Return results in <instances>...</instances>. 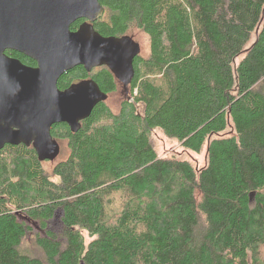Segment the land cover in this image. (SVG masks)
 <instances>
[{"label":"trees","instance_id":"obj_1","mask_svg":"<svg viewBox=\"0 0 264 264\" xmlns=\"http://www.w3.org/2000/svg\"><path fill=\"white\" fill-rule=\"evenodd\" d=\"M99 1L95 29L141 44L134 76L74 67L61 89L92 78L108 98L52 126L58 157L0 149V264H264V0ZM33 221L43 255L24 249Z\"/></svg>","mask_w":264,"mask_h":264},{"label":"water","instance_id":"obj_2","mask_svg":"<svg viewBox=\"0 0 264 264\" xmlns=\"http://www.w3.org/2000/svg\"><path fill=\"white\" fill-rule=\"evenodd\" d=\"M103 13L99 0H0V149L33 145L42 161L58 157L61 146L52 126L67 122L76 132L108 98L92 78L61 89L60 77L74 67L91 71L105 65L124 86L132 81L141 44L128 34L105 36L96 30L93 22ZM8 49L37 65L9 56Z\"/></svg>","mask_w":264,"mask_h":264},{"label":"rangeland","instance_id":"obj_3","mask_svg":"<svg viewBox=\"0 0 264 264\" xmlns=\"http://www.w3.org/2000/svg\"><path fill=\"white\" fill-rule=\"evenodd\" d=\"M143 43L145 42L144 38H141ZM123 97V94L121 90H119L116 94L109 97L108 103L114 108L118 109L120 105V101ZM152 139L154 142V145L157 149V151L161 155L165 154H180L185 157H190L193 159L194 162H197L198 164H204L205 161V155L204 154H191L190 152L182 151V148L179 146V143L176 140H173L171 138H168L166 135H164L162 132H154L152 134ZM62 149V148H61ZM49 164V163H48ZM50 165V164H49ZM48 165V166H49ZM61 217H62V211H58L53 218L52 222H49V226L55 228L56 230H60L61 228ZM34 224L35 223L33 221ZM31 223L34 230L32 233L29 234L27 240L24 243V249L26 251H29L33 254L43 255L42 251L38 249V247L35 245V237L37 234H43L44 232L40 229V224L37 226ZM51 227V228H52ZM86 241L89 242L91 238L89 237L88 233L85 232Z\"/></svg>","mask_w":264,"mask_h":264},{"label":"flooded vegetation","instance_id":"obj_4","mask_svg":"<svg viewBox=\"0 0 264 264\" xmlns=\"http://www.w3.org/2000/svg\"><path fill=\"white\" fill-rule=\"evenodd\" d=\"M6 52H7V54H8L9 56L14 57V58H18L19 60H21L23 63H25V64H27V65H30V66H36V65H37L36 60H34L33 58H32V59H33L35 62H26V61H24V59H23L21 56H19V53H20V54H23V55H25V56H27V57H29V56L26 55V54H24L23 52H20V51L15 50V49H8ZM30 58H31V57H30ZM126 91L128 92L129 90H126Z\"/></svg>","mask_w":264,"mask_h":264}]
</instances>
